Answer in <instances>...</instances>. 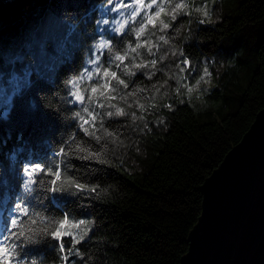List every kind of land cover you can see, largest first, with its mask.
Listing matches in <instances>:
<instances>
[{
    "label": "trees",
    "instance_id": "1",
    "mask_svg": "<svg viewBox=\"0 0 264 264\" xmlns=\"http://www.w3.org/2000/svg\"><path fill=\"white\" fill-rule=\"evenodd\" d=\"M119 2L132 0H0V231L22 203L28 215L17 231L33 235L67 219L63 230L79 240L66 237L61 253L56 240L33 236L20 250L26 261L182 264L205 180L264 108V0H190L185 19L169 20L150 47L137 36L156 30L145 16L122 32L105 20ZM102 41L111 50L98 49ZM105 79L121 89L108 99L123 113L131 101L138 122L95 111ZM35 165L44 171L25 191L24 169ZM56 171L66 190L51 192Z\"/></svg>",
    "mask_w": 264,
    "mask_h": 264
},
{
    "label": "water",
    "instance_id": "2",
    "mask_svg": "<svg viewBox=\"0 0 264 264\" xmlns=\"http://www.w3.org/2000/svg\"><path fill=\"white\" fill-rule=\"evenodd\" d=\"M202 190L182 264H264V108Z\"/></svg>",
    "mask_w": 264,
    "mask_h": 264
},
{
    "label": "snow or ice",
    "instance_id": "3",
    "mask_svg": "<svg viewBox=\"0 0 264 264\" xmlns=\"http://www.w3.org/2000/svg\"><path fill=\"white\" fill-rule=\"evenodd\" d=\"M151 7V5H149ZM184 4H177L176 9H182L184 8ZM164 9L160 8L159 11L155 13L156 17H159L161 12H163ZM143 17L141 20L143 21ZM107 23V22H106ZM148 23L152 24L154 23L153 18L149 17L148 18ZM164 28H168V24H163ZM124 28V25L121 24L119 28L116 29L117 32H122ZM144 31V28L141 27L139 32L137 33V36L140 35ZM161 40H164V37H160ZM166 42V41H165ZM140 45H137L139 47ZM98 49H109L111 50L112 45L110 42L107 41H102L98 46ZM132 51H135V48L132 49ZM149 52H151V48L148 49ZM115 61L123 62L125 60V56L117 53L114 57ZM90 63L93 64H98L99 63V56L96 57V59L90 61ZM152 66H155L156 61L153 60L151 61ZM145 67L147 65H144ZM136 67H140V65H136ZM87 72V70H85ZM101 71L100 68L96 69V72L99 73ZM134 74V73H133ZM111 75L113 78L116 77V72H111L109 73L107 70L103 72L104 77H108ZM88 76H91V73H88ZM82 77H78L76 79H73L70 81V83L73 86H77V81L81 79ZM120 84L124 85L125 88L128 87L127 84H125L124 80L119 81ZM93 93L97 91L95 87L91 89ZM73 95L75 96L76 101L78 102H83L84 101V96L79 94V92H74ZM102 106V105H101ZM85 112L88 111L87 108L84 109ZM117 115H123V110L118 109L117 110ZM77 116H80L81 114L78 112L76 113ZM109 116L112 115L111 112L108 113ZM95 117L93 116V119ZM83 123H87V121H83ZM84 131H87V128L84 129ZM98 139V137H97ZM63 152V150H61ZM81 151H83L81 149ZM85 159L89 157H84ZM44 169L40 165H35V166H29L24 169L25 175L27 177V180L24 184V190L25 191H30L33 189V186L37 184V180L34 178L35 174H38L40 172H43ZM54 179L51 181L52 187L48 188V191L51 192H58V191H64L66 189L61 188L57 186V181L61 179V173L60 171H56L54 174ZM41 183H43L41 181ZM70 187H74L77 191H83L85 190V186L80 183H75L74 185H71ZM94 191V189H92ZM15 211L17 213L16 218H12L11 221L9 222V225L6 229L0 231V264H36L35 261H26L25 258L20 254V250L23 249L25 246L24 241L27 240L28 242H34L33 236L39 237V236H47L50 237L51 239H54L57 241V247L61 253H64L65 251V238L66 237H72L74 243H79V240L75 239V234L70 232V231H64L65 227L69 224V221L67 219H64L62 222H59L58 224L56 222H53L51 220L47 221V224L50 225L51 227H44L42 230H39L38 232L33 233V235H26L23 230L17 231V225H18V220L23 217L28 215V210L26 207L22 206V203H18L16 205ZM33 215H38L36 213H33ZM32 223L35 224L36 220H32ZM41 223H45V221H41ZM84 221L81 220L76 224L75 226L78 227L79 224H83ZM9 227L11 228V231H9ZM81 237L80 239H82ZM71 247L72 245H69V252H71ZM68 259V256H64V260L66 261Z\"/></svg>",
    "mask_w": 264,
    "mask_h": 264
},
{
    "label": "rangeland",
    "instance_id": "4",
    "mask_svg": "<svg viewBox=\"0 0 264 264\" xmlns=\"http://www.w3.org/2000/svg\"><path fill=\"white\" fill-rule=\"evenodd\" d=\"M189 1L190 0H132V2H130V4L127 6L119 2L118 6L112 10L115 12V16H111V18L106 17L105 20L108 21L112 27L115 26V28H119L121 24L125 25L126 23L132 22L141 16H145L147 18V24H149L148 18H153L154 23H152V25L156 26V30L148 31V28H145L144 26V31L141 33L142 40L140 42V45L145 44L147 47H150L153 43L156 44L157 40L163 36L162 33L165 29L163 24H168L169 27V20L173 21L179 16L182 19H185L184 12L182 11H186L185 8L188 7L186 4ZM177 4H184L185 7L182 9H176ZM149 5H151V7H149ZM166 7H170L168 9L167 18L164 17L162 14L163 12H161L159 17L155 16V13L159 11L160 8L166 9ZM141 58V51L137 50V53L134 55L133 59L134 65L140 62ZM104 84L105 85L103 89L99 90L97 93L98 99L95 101V111L98 112V109L102 108L106 117H119L120 115H117L116 113L118 109H121V107H119L116 102H113L108 98L116 97L117 94L121 93V89H117V87L111 83L109 84L108 79H105ZM130 102L131 101H129L128 104L129 110L125 111L124 114H126L132 120L138 122L140 120V116L137 114L138 110L136 111ZM94 107L92 108L93 110ZM109 112L112 113L111 116L108 115ZM82 228L83 226L79 224L77 227V234L79 233L78 230ZM77 262L78 256H75L71 263L67 264H77ZM78 264L84 263L79 261Z\"/></svg>",
    "mask_w": 264,
    "mask_h": 264
}]
</instances>
